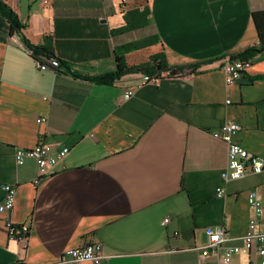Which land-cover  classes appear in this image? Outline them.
Listing matches in <instances>:
<instances>
[{
	"label": "crops",
	"instance_id": "0c3cea01",
	"mask_svg": "<svg viewBox=\"0 0 264 264\" xmlns=\"http://www.w3.org/2000/svg\"><path fill=\"white\" fill-rule=\"evenodd\" d=\"M4 1L25 28L12 34L0 14V203L7 183L17 187L11 215L0 212V264H57L86 241L102 245L100 264H223L230 247L238 264H260L244 238L249 193L264 200V172L223 179L228 143L213 133L234 122V142L264 157V53L232 85L222 58L259 43L252 13L264 0H146L149 26L120 35L122 0ZM46 36L56 58L88 76L113 72L115 49L148 36L159 44L128 53L130 64L160 51L172 66L219 59L123 99L139 74L104 85L38 69L28 42ZM40 141L69 153L36 185L37 164L18 162L15 150ZM8 218L30 225L26 243L9 237ZM220 226L227 241L204 257L207 228Z\"/></svg>",
	"mask_w": 264,
	"mask_h": 264
},
{
	"label": "built area",
	"instance_id": "2783aa9c",
	"mask_svg": "<svg viewBox=\"0 0 264 264\" xmlns=\"http://www.w3.org/2000/svg\"><path fill=\"white\" fill-rule=\"evenodd\" d=\"M136 0H122V4L126 8L135 6ZM32 55L35 58L36 66L42 71H54L58 72L61 69V61L58 58H48L47 56L35 53L32 49ZM254 59L240 60L229 59L223 66V72L226 76V82L232 85L242 79L248 68L253 65ZM169 73H163L160 76H151L148 74H139V78L136 86L126 89L123 94V99L131 98L136 87L144 86L145 84H159L162 78L169 77ZM47 118H39L38 123H46ZM240 126L234 122L225 123L221 129L213 133V137L223 140L228 143V165L222 172V178L225 180H239L246 177L248 174H262L264 172V157L255 156L238 143L234 142V136L240 130ZM69 153L68 147H55L47 143L46 141H40L36 147L32 149L15 150V158L18 162H23L26 159H32L35 161L39 168V177L36 179L35 184L39 185L42 180L49 174V172L55 168ZM5 199L0 203V212L9 214L14 210L17 187L15 185L4 186ZM223 190H218L220 195L223 194ZM248 202L252 216L249 222L248 231L245 236L246 242L254 243L256 245L257 252L260 256V264H264V232L258 230L259 222L262 218L264 211V200L258 193L257 189H253L249 193ZM168 222V219L164 220V224ZM6 232L13 240L26 243L30 237V225L29 224H17L10 220L6 221ZM208 235V242L203 247V256L207 257L216 253L221 245L227 241L226 230L224 227H209L206 230ZM236 249L233 247L227 248L223 254V264H238L234 260V254ZM107 257L103 254L102 245L94 241H86L81 246L71 249L64 253L61 260L57 261V264H82L84 262H91L93 264H100L102 260Z\"/></svg>",
	"mask_w": 264,
	"mask_h": 264
},
{
	"label": "trees",
	"instance_id": "16d2710c",
	"mask_svg": "<svg viewBox=\"0 0 264 264\" xmlns=\"http://www.w3.org/2000/svg\"><path fill=\"white\" fill-rule=\"evenodd\" d=\"M124 6V4H122ZM125 7V6H124ZM126 8V7H125ZM124 13L125 24L113 30L114 34H125L134 30L142 29L149 26L152 21L150 18L151 11L146 0H136L135 6L126 8ZM0 14L9 22L10 32L22 33L25 26L20 22L18 15L11 9V7L4 1L0 0ZM252 21L255 26L259 43L253 46H242L229 51L222 56H229L231 60L240 59L248 60L254 59L264 53V11H257L252 13ZM28 41V40H27ZM158 36H148L138 39L115 49V63L116 69L111 73H105L97 76L81 75L72 70L66 62L61 61V68L76 77L90 80L94 83L104 85H114L116 81L121 80L124 76L129 74H148L151 76H160L163 73H169L170 76H183L186 74H195L200 66L210 63L214 59H206L195 61L192 63L172 66L169 64L165 51L149 56L148 60L139 64H130L128 61V53H134L139 50H144L159 44ZM29 46L35 51L48 58H56L53 40L50 36H46L43 43L37 46Z\"/></svg>",
	"mask_w": 264,
	"mask_h": 264
},
{
	"label": "rangeland",
	"instance_id": "374dc122",
	"mask_svg": "<svg viewBox=\"0 0 264 264\" xmlns=\"http://www.w3.org/2000/svg\"><path fill=\"white\" fill-rule=\"evenodd\" d=\"M136 35H139V32H137Z\"/></svg>",
	"mask_w": 264,
	"mask_h": 264
}]
</instances>
